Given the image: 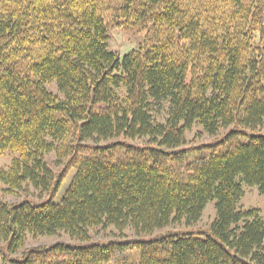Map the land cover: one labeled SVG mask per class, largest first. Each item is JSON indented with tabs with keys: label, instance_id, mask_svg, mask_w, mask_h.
Masks as SVG:
<instances>
[{
	"label": "trees",
	"instance_id": "16d2710c",
	"mask_svg": "<svg viewBox=\"0 0 264 264\" xmlns=\"http://www.w3.org/2000/svg\"><path fill=\"white\" fill-rule=\"evenodd\" d=\"M114 29L144 42L120 57ZM195 125L214 139L185 147ZM263 128L264 0H0V181L47 196L0 200V264H264V220L238 207L243 184L264 197ZM100 225L142 237L88 240ZM62 232L79 242L11 255Z\"/></svg>",
	"mask_w": 264,
	"mask_h": 264
},
{
	"label": "rangeland",
	"instance_id": "374dc122",
	"mask_svg": "<svg viewBox=\"0 0 264 264\" xmlns=\"http://www.w3.org/2000/svg\"><path fill=\"white\" fill-rule=\"evenodd\" d=\"M144 32H133L132 34H127L122 32L119 29H114L110 32V37L108 41V50L115 52L117 55L122 57L123 55L129 53L132 50H135L139 43L144 42ZM46 88L48 91L53 93L54 95L58 96L60 99H62V95L57 91L55 83L46 85ZM120 96L123 97V92L120 93ZM167 105L161 106V108L158 110L157 113H154V118L157 121H163V119L166 118L167 112ZM262 131L264 130L261 129ZM224 134V130H221L216 136L220 137ZM214 137L210 136L206 133H204L198 125H195L192 127L190 131H188L185 134V147H191L195 145H201V144H207L211 143L213 141ZM70 142V143H69ZM104 143V142H102ZM133 143L139 144V141H134ZM68 144H71L70 139L67 140V142L64 144V146H67ZM60 154V153H59ZM16 157V155L13 152L5 151L2 154H0V171L4 170L6 171L12 159ZM67 153H61L60 157H58L57 152H50L47 153L43 160L47 164V166L56 174L60 173L61 171H64L65 165L67 163ZM65 180H64V186L59 190V193L56 195L55 200H59L61 194L67 187V184L71 180L74 171L69 170L68 172L65 171ZM6 189V186L0 181V200H3L5 202H8L10 204L20 202L25 197L29 199V201L39 202L42 200H45L47 197L45 195V192H42L40 190H35L33 188H29L28 193H23V191H16L13 194L6 193L4 190ZM243 190V197L241 198L239 202V209L241 212L245 213L248 210H258L261 218L264 220V197L260 195L258 192V189L255 187H248L246 185H242ZM215 219V210H214V202H209L206 204L203 213L199 219L198 222H196L194 225H191V227L194 228H202L206 229L210 226L212 221ZM178 225L167 227L170 228H176V230H183L181 229L183 225H180V228H178ZM88 240L90 241H97V242H107L109 240L114 239H130V238H136V237H142V234H137L135 231H133L130 227L126 228L122 232L116 231L114 227L112 226H98L94 229L89 228L87 230ZM63 241L66 243H77L79 242L77 238H70L65 233H60L55 236H32V235H26L25 242L23 244V248L19 250L18 252L11 254L13 256H20L22 250L24 248H31L35 246H48L52 243ZM2 242L0 241V249H2L4 252L6 249L2 248ZM127 259L130 257V255L126 256Z\"/></svg>",
	"mask_w": 264,
	"mask_h": 264
}]
</instances>
